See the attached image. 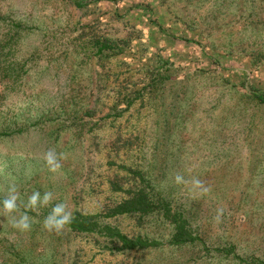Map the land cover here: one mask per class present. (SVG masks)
<instances>
[{"label":"rangeland","instance_id":"1","mask_svg":"<svg viewBox=\"0 0 264 264\" xmlns=\"http://www.w3.org/2000/svg\"><path fill=\"white\" fill-rule=\"evenodd\" d=\"M103 39L111 47L99 52ZM0 57L18 72L0 77L10 82L0 116L24 127L0 135V202L10 186L21 212L34 191L54 197L28 212L29 231L0 216V264H240L200 247L121 250L98 233L43 228L57 203L103 217L142 181L131 169L180 202L205 197L193 224L212 248L228 241L264 259V105L241 93L264 90V0H0ZM158 71L165 80L152 86ZM49 149L65 157L56 172ZM241 189L249 199L225 213ZM101 219L129 236L171 232L154 215Z\"/></svg>","mask_w":264,"mask_h":264},{"label":"trees","instance_id":"2","mask_svg":"<svg viewBox=\"0 0 264 264\" xmlns=\"http://www.w3.org/2000/svg\"><path fill=\"white\" fill-rule=\"evenodd\" d=\"M93 0H73V3L77 7H86ZM23 28L21 23H14L13 28ZM14 36L12 37V40ZM98 51L103 52L106 48H110L109 40L103 39L98 40ZM255 58V56H254ZM218 64L219 60H216ZM257 62L260 59H256ZM2 63H6L0 57V77H8L11 78L13 82L17 81L18 72L11 68L9 65ZM220 71L217 73L219 74ZM165 80L163 74L158 71L154 74L153 84L155 86ZM225 82H230V80L226 79ZM9 83L0 84V93L2 90L5 91L9 87ZM21 85V84H20ZM232 87L236 88V85L233 83ZM242 96L246 97L251 103H255L257 105H264V90L259 89H248L246 87ZM239 91V90H238ZM1 96V95H0ZM90 110L86 111L87 115L90 114ZM26 125V124H25ZM20 126V125H19ZM15 120H11L9 117L0 116V135L11 134L12 131L19 127ZM24 127H19V130L22 131ZM131 172L137 173L142 179L140 184H137L135 187H131L126 190L128 193V197L123 199L120 202H117L113 206L107 208V212L102 215L100 214H85L81 212H76L72 215V222L70 225H67L72 231L78 233H98L100 235H104L109 238L111 241H119L120 246L117 249L121 250H142L147 248H153L163 245H169L174 247H190L193 246L195 248L200 247L201 250L205 251H216L221 256L229 257L232 255V258L235 259L240 264H264V259L256 256L254 254L243 256L237 252V245L232 242H226V245H221L212 248L209 245V242L202 237L201 232L197 227L194 226L193 221L196 217H198L197 212L199 213V209L201 210L203 200L191 198L188 202H180L177 198L171 195V191L167 189L165 186H162L159 190L156 189V184L154 183V179L156 177L149 176L148 178L145 176V172L141 169L132 170ZM163 174H167L165 170H163ZM148 180H145L146 178ZM114 189L120 190L121 186L113 183ZM213 193L212 191H203V196ZM245 190L241 189L242 199L240 201H235L234 199L229 200L230 206H226L223 204V209L225 213L238 206H242L244 201L249 199ZM204 210V208H203ZM123 214H139L142 216H150L154 215L161 219L164 223H167L171 227L170 236L166 241L159 240L156 238H150L148 236L136 235L129 236L121 231L120 228L114 226L108 222H105L101 218L114 217L117 215ZM224 242V243H225Z\"/></svg>","mask_w":264,"mask_h":264},{"label":"clouds","instance_id":"3","mask_svg":"<svg viewBox=\"0 0 264 264\" xmlns=\"http://www.w3.org/2000/svg\"><path fill=\"white\" fill-rule=\"evenodd\" d=\"M64 158V154H57L55 149L47 150L43 156V160L52 172H56L60 169V161ZM182 180V176H175V182L177 184L181 183ZM195 184L199 186L200 181L196 180ZM53 198V193L51 191L44 192L43 196H41L40 191H34L24 204V211L21 212L17 203L19 199L17 190L15 186H10L7 196L0 202V204H2V206H0V216L8 220L12 228L20 232L29 231L32 224L36 221L28 215V212H37L39 208L47 207ZM13 213H19L18 217L14 216ZM71 222L72 214L67 210V205L64 203H57L52 208L51 212L44 218L42 226L49 232L55 231L59 233L67 225H70Z\"/></svg>","mask_w":264,"mask_h":264}]
</instances>
